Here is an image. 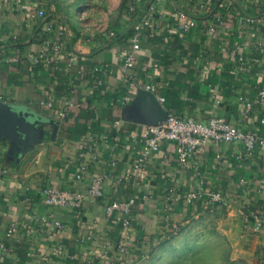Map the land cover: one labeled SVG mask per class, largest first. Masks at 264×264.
<instances>
[{
    "label": "crops",
    "instance_id": "1",
    "mask_svg": "<svg viewBox=\"0 0 264 264\" xmlns=\"http://www.w3.org/2000/svg\"><path fill=\"white\" fill-rule=\"evenodd\" d=\"M130 1L0 0V166L5 169L0 179V264H133L151 244L206 210L198 201L183 199L200 183L223 191L221 206L236 220L223 226L235 233L226 243L232 248L229 263L264 264V224L253 232L251 217L264 210V146L245 154L237 142H207L181 161L175 143L164 139L143 169L128 171L143 125L167 112L202 121L224 117L242 130L264 133V99L253 103L264 86V53L257 50L264 44V27L237 29L232 19L229 28L210 34L211 11L222 0H211L201 10L192 0H159L157 20L165 33L144 36L129 68L119 54L131 50L127 36L132 22L152 0L136 1L132 14L127 11ZM224 1L234 9L257 11L251 0ZM28 6L43 7L46 20L63 30L65 47L57 68L30 59L33 51H41L46 34ZM180 7L198 16L188 32L173 28ZM109 29L116 35L107 38ZM68 52L76 54L70 65ZM43 53L50 58L48 49ZM10 56L18 60L10 61ZM129 74L133 81H126ZM144 82L153 83L155 90L143 88ZM118 89L123 102L116 99ZM1 104H8L15 116L1 114ZM63 109L66 116H56ZM87 134L98 144V157H83L89 164L77 183L78 142ZM103 172L124 179L79 209L49 205L40 197L45 184L82 187ZM167 195L179 198L170 212L163 206ZM111 200L129 202L127 215L133 217L132 245L125 255L114 246L123 228L104 218ZM55 220L63 222L61 229ZM11 225L16 227L12 235L7 232ZM89 235L88 243L84 238ZM57 245L64 248L61 255L52 252Z\"/></svg>",
    "mask_w": 264,
    "mask_h": 264
},
{
    "label": "built area",
    "instance_id": "2",
    "mask_svg": "<svg viewBox=\"0 0 264 264\" xmlns=\"http://www.w3.org/2000/svg\"><path fill=\"white\" fill-rule=\"evenodd\" d=\"M136 1L131 0L127 11L133 13L136 5ZM197 9H208V5L211 0H192ZM253 6L257 9L256 13H249L243 10L234 9L231 2L220 1L217 6L213 8L211 22L206 27V31L213 34L218 29H227L233 23L237 29H244L250 26L264 27V0H251ZM159 0H152L147 4L144 10L136 15V18L132 22L131 32L128 35V39L131 43V50L128 52H121L119 59L122 61L123 66L132 67L136 62V52L140 46V40L144 36H157L161 33L164 34L166 27L161 25V22L157 20V4ZM31 16L37 17L42 30L46 34L42 40L41 51H33L29 56L30 59L37 63L40 60L46 62H52L54 67H58V61L62 57V49L65 47L63 39V30L48 22L46 20L45 9L41 6L27 7ZM234 10V12H231ZM173 28L180 32H188L192 28L196 27L198 23V16L190 10L185 8H177L174 12ZM116 35V31L113 29L107 30L105 36L111 38ZM48 49L50 51V58L44 56L43 50ZM258 51L264 53V44L258 46ZM66 57V65H70L74 62L76 54L68 52L64 54ZM10 61H17L16 56H10ZM242 61V57H240ZM95 69H100L95 67ZM135 77L132 74L126 76V81H133ZM102 80L98 78L96 85H100ZM142 87L146 90L154 91L155 85L151 82L142 83ZM117 100L123 102V95L121 89L117 91ZM157 99L160 102H164L165 98L158 95ZM264 99V86L258 88L257 95L253 101L255 104H259ZM50 105V103H49ZM247 106H251V102L246 103ZM67 110L63 109L56 113V116L65 117ZM164 139L171 140L175 143L179 159L181 161L186 160L195 150L203 146L207 142H213L215 144H226L237 142L240 144L245 154H250L255 148L264 146V133L257 134L242 130L241 128L233 125L229 120L224 117H211L207 121L195 119L193 117H181L172 112H167L165 116L159 120L151 123H146L140 131L138 136L139 148L138 154L135 160L132 162L128 171L135 173L143 169L144 163L148 162L151 155L159 148L160 142ZM78 164L75 173L76 182L83 180L84 173L88 168L89 161L98 157V144L90 134L84 135L78 142ZM89 156V161L85 160L84 156ZM5 174V169L0 166V179ZM124 179L123 175L113 174L111 172H103L101 174L94 175L89 181H87L82 187L75 185L74 188H61L51 184H45L40 189V197L42 200L49 204L60 207H69L79 209L88 199L101 198L105 194V188L107 185L110 187L118 186ZM178 196L167 195L164 199L163 206L168 212L172 209V202L178 200ZM183 199L186 202L198 201L205 207H211L215 204L224 202V194L220 188L206 187L202 183L198 184L196 188L190 189L183 195ZM129 202L111 200L104 207V218L111 224H120L123 231L119 235L115 243V249L125 255L129 252L131 247V241L133 240L132 222L133 217L127 215ZM126 213L121 216L119 213ZM252 217V231L258 233L264 224V210L253 211ZM54 225L57 229L63 227V222L59 220L54 221ZM16 230L15 225H11L7 232L13 234ZM88 241H92L91 236L84 238ZM83 239V241H84ZM92 244V242H91ZM52 252L55 255H61L64 252L62 245H57L53 248Z\"/></svg>",
    "mask_w": 264,
    "mask_h": 264
},
{
    "label": "rangeland",
    "instance_id": "3",
    "mask_svg": "<svg viewBox=\"0 0 264 264\" xmlns=\"http://www.w3.org/2000/svg\"><path fill=\"white\" fill-rule=\"evenodd\" d=\"M207 207L204 212L179 226L168 237L146 248L142 259L133 264H231L233 230L224 231V224L235 218L223 205ZM229 239V240H228Z\"/></svg>",
    "mask_w": 264,
    "mask_h": 264
},
{
    "label": "water",
    "instance_id": "4",
    "mask_svg": "<svg viewBox=\"0 0 264 264\" xmlns=\"http://www.w3.org/2000/svg\"><path fill=\"white\" fill-rule=\"evenodd\" d=\"M3 110L5 111V112H7V114H9V116H15V112L14 111H12L11 109H10V106L8 105V104H1V114H4L3 113ZM7 116V115H6ZM9 116H7L8 118H9ZM165 116V115H164ZM163 116V117H164ZM162 117V118H163ZM9 119H11V118H9ZM11 120H13V119H11ZM14 121V120H13ZM51 123H53L54 124V126H56V124L54 123V121L53 120H51L50 121Z\"/></svg>",
    "mask_w": 264,
    "mask_h": 264
},
{
    "label": "trees",
    "instance_id": "5",
    "mask_svg": "<svg viewBox=\"0 0 264 264\" xmlns=\"http://www.w3.org/2000/svg\"><path fill=\"white\" fill-rule=\"evenodd\" d=\"M129 34H130V33H129ZM129 34H128V35H129ZM127 37H128V36H127Z\"/></svg>",
    "mask_w": 264,
    "mask_h": 264
}]
</instances>
